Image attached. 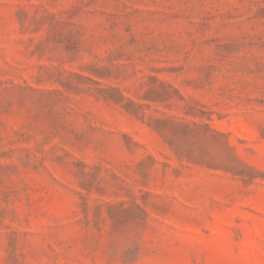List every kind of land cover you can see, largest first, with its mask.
Here are the masks:
<instances>
[{"label":"rangeland","instance_id":"obj_1","mask_svg":"<svg viewBox=\"0 0 264 264\" xmlns=\"http://www.w3.org/2000/svg\"><path fill=\"white\" fill-rule=\"evenodd\" d=\"M0 264H264V0H0Z\"/></svg>","mask_w":264,"mask_h":264}]
</instances>
